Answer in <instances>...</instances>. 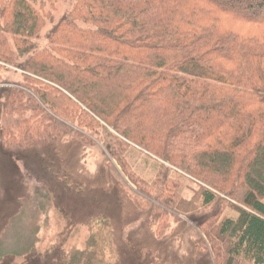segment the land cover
Instances as JSON below:
<instances>
[{
    "label": "trees",
    "instance_id": "16d2710c",
    "mask_svg": "<svg viewBox=\"0 0 264 264\" xmlns=\"http://www.w3.org/2000/svg\"><path fill=\"white\" fill-rule=\"evenodd\" d=\"M58 1L0 0L1 64L43 84L11 107L29 110L26 89L60 119L84 106L199 186L179 207L217 209L201 224L215 264H264V0H62L56 16ZM43 120L8 138L55 137Z\"/></svg>",
    "mask_w": 264,
    "mask_h": 264
},
{
    "label": "rangeland",
    "instance_id": "374dc122",
    "mask_svg": "<svg viewBox=\"0 0 264 264\" xmlns=\"http://www.w3.org/2000/svg\"><path fill=\"white\" fill-rule=\"evenodd\" d=\"M69 6L58 1L54 14ZM24 84L43 85L0 62V264H215L201 224L217 209L179 207L199 187L187 174L91 123L84 106L65 105L60 119L34 108L27 96L39 97L26 89L29 110L15 111L10 97ZM31 113L57 135L9 139Z\"/></svg>",
    "mask_w": 264,
    "mask_h": 264
}]
</instances>
